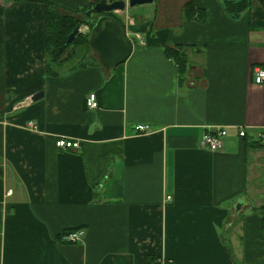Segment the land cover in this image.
<instances>
[{
	"label": "crops",
	"instance_id": "obj_1",
	"mask_svg": "<svg viewBox=\"0 0 264 264\" xmlns=\"http://www.w3.org/2000/svg\"><path fill=\"white\" fill-rule=\"evenodd\" d=\"M94 1L0 0V264H264L261 0H196L204 23L185 17L192 0H154L149 19L127 8L138 45L124 64L47 74L44 2ZM168 48L185 52L184 76ZM210 128L228 130L222 152L199 146Z\"/></svg>",
	"mask_w": 264,
	"mask_h": 264
},
{
	"label": "trees",
	"instance_id": "obj_2",
	"mask_svg": "<svg viewBox=\"0 0 264 264\" xmlns=\"http://www.w3.org/2000/svg\"><path fill=\"white\" fill-rule=\"evenodd\" d=\"M100 0H95L94 3L89 8L79 9L76 12H69L63 11L54 4H50L44 2L46 5V22H45V45H46V55H47V64L46 70L47 74L51 76H57L58 73L55 71L58 67L63 65L65 62L73 59L75 56V50L70 51L71 47H78V46H89V36L80 34L72 44H68L69 36L75 31L78 26H84V21H82L79 17L83 16L87 21L89 19H93L91 23H88L90 26V32L94 25L96 24L97 20L103 16H111L114 17V13L110 14H99L93 11V8L96 3ZM116 0H111V2ZM248 1H243L240 4L245 6ZM262 4L264 5V0H261ZM238 5V6H241ZM246 9L243 7L239 9V11H245ZM88 12H91V15H88ZM183 13L185 17L190 21L196 22H206V11L201 10L197 6L196 0H192L188 2L183 7ZM118 19V18H117ZM91 49V48H90ZM68 53L65 59L60 58L65 54ZM167 56L170 60H172L179 69V73L184 76L187 65L188 59L182 50H174L168 48ZM98 65V64H97ZM56 66V67H55ZM246 139V138H244ZM259 147H264V145L256 144ZM70 233V232H66ZM170 264V263H167Z\"/></svg>",
	"mask_w": 264,
	"mask_h": 264
},
{
	"label": "water",
	"instance_id": "obj_3",
	"mask_svg": "<svg viewBox=\"0 0 264 264\" xmlns=\"http://www.w3.org/2000/svg\"><path fill=\"white\" fill-rule=\"evenodd\" d=\"M154 0H100L95 4L93 11L99 14L124 12L127 8L152 5ZM91 15V12H88ZM82 27L78 26L69 36L67 43L72 44L82 33ZM89 46L99 61L102 68L111 70L124 64L132 55L134 43L127 36L124 24L117 18L103 16L99 18L92 28L89 36ZM44 93L40 92L32 97V102L43 99Z\"/></svg>",
	"mask_w": 264,
	"mask_h": 264
},
{
	"label": "built area",
	"instance_id": "obj_4",
	"mask_svg": "<svg viewBox=\"0 0 264 264\" xmlns=\"http://www.w3.org/2000/svg\"><path fill=\"white\" fill-rule=\"evenodd\" d=\"M255 83L257 85L264 84V69H258L255 73ZM86 107L89 110L99 109V102L96 94H90L86 99ZM30 126L33 127L34 124L30 122ZM137 133H146L150 130L148 125H137L135 126ZM229 137V132L226 128H214L208 130L199 140V146L202 149H205L211 153L222 152L226 144V139ZM238 137L241 139L247 138L248 133L245 130H240L238 132ZM260 145H264V133L259 134L256 138H253ZM55 146L58 150L68 151L73 150L77 151L81 148L80 142L72 141L66 138H60L55 142ZM168 201H171V197L167 198ZM86 234L84 230H78L74 232L67 233L63 236V240L66 243L77 244L82 242Z\"/></svg>",
	"mask_w": 264,
	"mask_h": 264
},
{
	"label": "rangeland",
	"instance_id": "obj_5",
	"mask_svg": "<svg viewBox=\"0 0 264 264\" xmlns=\"http://www.w3.org/2000/svg\"><path fill=\"white\" fill-rule=\"evenodd\" d=\"M109 1H111V0H109ZM124 1L128 2V0H124ZM154 5H155V3H154ZM154 5H143V6H137L135 8L129 7L127 9V11H128V14L130 15V17H132L135 20H139L142 17L149 19V18H151V15L154 14V7H153ZM69 12H71V11H69ZM126 13H127L126 11L116 12V13H114V16L120 20L122 18L124 19V16ZM79 18L82 21H84V24H85L84 26H82V33L81 34L82 35H88L90 33V26L88 25V23H91L93 19H89L88 20L89 22H88L83 16H80ZM134 43H135V46L138 45L137 41H135ZM73 50H75V56L73 57V60H71L69 62V65H73V64L75 65L76 63H81V62H83L82 64L89 65V66H92L95 64L100 65L98 59L96 58V56L94 55V53L92 52L90 47L82 46V45L78 46V47H74V48L71 47L70 51H73ZM67 54L68 53H65L60 58V60L65 59ZM115 68H117V67H115ZM115 68H113L111 70H114Z\"/></svg>",
	"mask_w": 264,
	"mask_h": 264
},
{
	"label": "flooded vegetation",
	"instance_id": "obj_6",
	"mask_svg": "<svg viewBox=\"0 0 264 264\" xmlns=\"http://www.w3.org/2000/svg\"><path fill=\"white\" fill-rule=\"evenodd\" d=\"M111 2V1H110ZM82 29V28H81Z\"/></svg>",
	"mask_w": 264,
	"mask_h": 264
}]
</instances>
